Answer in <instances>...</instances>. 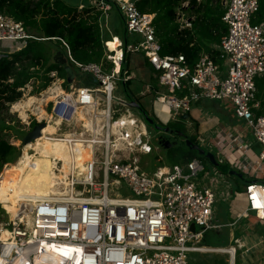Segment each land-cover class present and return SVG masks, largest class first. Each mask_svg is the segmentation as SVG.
Segmentation results:
<instances>
[{
    "label": "built area",
    "instance_id": "2783aa9c",
    "mask_svg": "<svg viewBox=\"0 0 264 264\" xmlns=\"http://www.w3.org/2000/svg\"><path fill=\"white\" fill-rule=\"evenodd\" d=\"M139 1L95 0L104 13L116 8L126 34L138 37L126 45V52L141 54L152 65L160 87L157 100L168 106L172 119L190 114L193 104L206 100L234 107L236 118L263 148L261 153L254 154L240 136L220 138L218 145L210 142L223 153L220 162L239 163L236 167L250 173L256 170L255 180L246 185L245 213L264 219V175L258 173L264 171V114H256V80L264 77V25L253 22L260 0H223V68L209 55L193 66L182 54L163 56L154 20L141 12ZM32 39L37 38L22 23L0 11V61L23 51ZM68 53L77 72L95 80L93 86L59 96L52 107L56 138L66 146L70 140L74 144L69 174L58 183L62 193L37 200L22 209L19 218H11L0 204V264H189L190 253L210 251L200 243L217 227L212 224L217 181L201 179L205 166L199 160L152 172L141 169L136 156L153 152V135L117 94L119 83L128 81L127 73L76 63L69 49ZM77 146L90 156L81 164ZM54 163V171L60 173L63 162ZM111 180L123 185L126 195H112ZM222 251L229 254L230 264L235 262L234 249Z\"/></svg>",
    "mask_w": 264,
    "mask_h": 264
},
{
    "label": "trees",
    "instance_id": "16d2710c",
    "mask_svg": "<svg viewBox=\"0 0 264 264\" xmlns=\"http://www.w3.org/2000/svg\"><path fill=\"white\" fill-rule=\"evenodd\" d=\"M185 2H189V8L200 6L197 0H145L140 2L138 7L141 12L156 14L154 23L162 44V55L182 54L188 64L193 66L202 52L211 53L210 45H219L221 38L227 33V27L222 23L225 10L220 5L214 8L211 0L207 1L205 7H199L196 10L203 18V28L198 31V34L201 33L206 41L204 44L195 43L191 31L180 30L177 23L176 12L178 9L182 10V4ZM0 11L16 22L22 23L28 33L37 38L30 40L23 51L0 61V112L8 111L10 105L20 101L24 94L23 89L28 84L40 83L34 89L35 95L30 96L39 97L56 80H67L64 67L58 61L53 60L54 49L65 55L68 47L73 60L79 64H102L108 72L114 68L113 62L109 61L106 56V40L99 23L100 13H94L88 9L79 12L77 7L65 0H0ZM253 22L264 25V0H260V9ZM212 57L217 60L216 54L212 53ZM130 62V53L125 54L122 72H126L127 75H129ZM68 63L76 68L74 63L70 61ZM130 85V81L123 84L127 89ZM256 85L257 99L264 101V77L258 78ZM130 96L132 97L131 94ZM137 101L139 102V99ZM262 105L263 109L257 113L258 115L264 114V102ZM143 109L145 110L144 107ZM146 113L149 114L148 111ZM38 124L34 121L32 128ZM173 124L168 123L163 126L183 131L178 124ZM15 125L21 126L20 122ZM0 126L2 130L10 129L3 122ZM19 130L21 134H24L20 127ZM189 139L199 144L197 138L189 137ZM175 152H180V149L168 150V154L171 155ZM183 155L184 164L193 160L202 162L206 159L195 151H188ZM16 156V148L7 139L0 137V170L12 162ZM5 202L8 203L6 200Z\"/></svg>",
    "mask_w": 264,
    "mask_h": 264
},
{
    "label": "crops",
    "instance_id": "0c3cea01",
    "mask_svg": "<svg viewBox=\"0 0 264 264\" xmlns=\"http://www.w3.org/2000/svg\"><path fill=\"white\" fill-rule=\"evenodd\" d=\"M145 0H140L138 4ZM200 6L198 7H191L189 8V2H185L182 4V10H177V23L179 24L180 30H189L191 31L192 35L194 36L195 43H205L206 39L205 37H202L201 33L198 34V31L202 30L203 28V18L200 13H197L196 10L199 7H205L208 0H197ZM211 5L215 8L217 5H220L222 9L224 10L223 6V0H211ZM84 9V7H81ZM88 10L94 11V13H100V18L103 19L105 26L103 27L100 24V28L102 30V34L104 39L106 40L105 47H107L106 56L108 59V56L112 57L114 60L116 58L117 52L113 49L110 50L108 47V44L110 42L114 44L118 43L117 50L121 53V58L118 59L119 62H116L117 65L114 63L115 71H119L122 67L120 64V61H124L125 54H128L126 52V45L130 43H136L138 41V37L134 36H128L125 31L121 34V38L118 34L112 33V30L107 26V13H104L102 11H99L96 6L95 7H89ZM144 13V12H143ZM149 16H152L154 22L156 18V14L151 13H144ZM223 23V21H222ZM155 24V23H154ZM224 24V23H223ZM225 25V24H224ZM226 26V25H225ZM156 28V25H155ZM157 32V30H156ZM158 36V35H157ZM159 38V37H158ZM222 39V38H221ZM108 40V41H107ZM160 40V39H159ZM161 43V42H160ZM220 45V44H219ZM219 45L217 44H211L210 49L211 53L208 52H202L199 56V58L203 55H209L212 59V53L216 54V59L214 60L216 64L220 65L223 68V61L219 57ZM106 50V49H105ZM68 51V48H67ZM61 51H55L53 53V60H55V57L57 53ZM62 53V52H61ZM63 54V53H62ZM64 55V54H63ZM68 58V54L64 55ZM131 62L129 67V75H127L128 81H130L131 85L130 88L127 89L123 86L124 83L120 84V88H117V94L121 97H124L127 101L128 99L125 97L126 94H131L132 98L136 100L139 99L140 104L142 103H148L151 104L153 107V110L156 112V114L161 118L162 121H164V124H168L171 122L180 121V118L172 119L171 110L168 108V106L160 103L157 100V92L160 91V87L158 85V80L155 77L156 72L152 65L149 63V61L141 54H131ZM134 56H137L140 61L144 64V74L149 76V81H153V84H150L149 81L147 83H139L136 78L135 70L131 67V64L134 62ZM109 60V59H108ZM199 60V59H198ZM57 61V60H55ZM68 61H70L68 59ZM217 61V62H216ZM71 62V61H70ZM123 63V62H122ZM69 65V63H68ZM70 66V65H69ZM147 67H151L153 72H149ZM112 69V70H113ZM77 71V70H76ZM78 73V72H77ZM147 76V77H148ZM78 80H77V88L88 86L87 82L90 81L85 78L84 75H81L78 73ZM126 77V76H124ZM60 81V85L62 83V80L58 79ZM137 81V84L135 82ZM75 88V89H77ZM147 89L148 94H145L143 91L144 89ZM140 97V98H139ZM260 107L256 111V114L259 113L263 109L262 102L263 100H258ZM211 104L213 108H207V111H204V107ZM161 105V106H158ZM143 106V105H142ZM168 109V111L165 110V108ZM14 107V106H13ZM145 110L147 111L148 108L144 105ZM168 112L170 114V118L165 122L162 115L165 116L164 113ZM149 113V112H148ZM150 114V113H149ZM151 116V115H150ZM43 121V120H42ZM188 124H191V122H194L198 125V133L200 136H205L208 138L209 141L213 142L218 145L221 141L220 138H226L229 139L231 136H239L235 134L237 132V124L238 121H240L238 118H236L234 113V107L228 103V102H221L220 105H216L214 102L211 101H202L199 103L193 104L192 112L190 113V118L186 120ZM228 137V138H227ZM213 138V139H212ZM243 139V138H242ZM228 154L230 153L227 152ZM230 157L234 160L236 158V155H230ZM237 160V159H236ZM229 164V162H227ZM234 163V164H233ZM241 163V161H240ZM239 163L231 162L230 166L232 167V170H235L241 174H243L244 178L248 181L247 184H250L253 181H250L251 179L256 178L255 171L252 170L251 173L247 172V170H242L241 168H238L239 170L235 169L234 166L238 165ZM240 167H243L242 165ZM247 172V173H246ZM259 175L263 173L260 171L258 172ZM220 183L217 181V185ZM246 184V185H247ZM219 199V196L217 200ZM222 200V203H224L226 200L228 203V209L225 208V211H223L221 208L216 212L215 206L213 210V222L212 224L214 226H217L215 229H212L208 231L201 243L200 246L204 249H210L203 250L200 252H193L189 254V259L195 263L198 264H228L229 262V254L227 252H223L222 250L226 249H234L236 251L235 254V262L232 260L234 264H264V219L258 218V216L254 213H245V210L247 208V199L245 196V191L237 190L233 191L230 189H227L226 195H224V200ZM247 221V224L245 226H242L241 229H239V225L243 222V220ZM193 230V229H192ZM194 229L193 231H195ZM233 253V251H232ZM233 255V254H232ZM229 257V258H228Z\"/></svg>",
    "mask_w": 264,
    "mask_h": 264
},
{
    "label": "rangeland",
    "instance_id": "374dc122",
    "mask_svg": "<svg viewBox=\"0 0 264 264\" xmlns=\"http://www.w3.org/2000/svg\"><path fill=\"white\" fill-rule=\"evenodd\" d=\"M65 1L74 5L75 7H77L79 12H83L85 9H87L91 6L92 7L96 6L95 0H65ZM82 6L84 7V9L81 8ZM92 12H94V11H92ZM103 19H104V17H103ZM103 19L101 18V20H99V23L104 27L105 22ZM107 26L112 30V33L118 34L119 37L121 38V34L124 31L125 24H124L123 19L121 18V15L117 11V9L114 7L111 11H109L107 13ZM105 49H106V52L108 53L107 47H105ZM55 50L56 49H54V52H55ZM65 52H66V55L68 54V57H69L68 51H65ZM131 67L133 68L131 70H135L134 72L136 73V76H137L136 80L139 83L144 84V83H147L149 81L148 80L149 76L144 74V71H145L144 64L140 61V59L137 56H134V62H133V64H131ZM147 69L149 70L150 73L153 72L151 67H147ZM137 81L135 82V84H137ZM149 83L153 84V81L151 80V81H149ZM39 84L40 83H37L36 85H33V83L28 84L26 86V88L23 89L24 94H23L22 99L20 101L16 102L15 104L10 105L8 111L3 110L0 112V119H2L0 121V124H2V122H3V124L5 123V124H7V126L10 127V129H6V128L3 130L0 129V137L7 139L10 142V144L12 146H14L17 150L16 158L12 162L6 164L0 170V184H2L5 179L7 180L6 183L3 184L2 187H0V204L3 206L4 210H6V212L10 215L17 214L20 210L18 207H16L12 203H9L7 201V199L4 198V193H5L6 189L8 188L9 182L11 181V179L13 177V173H14L13 171L15 169H17L21 163V153H22L23 147H24L22 144V141H23L24 137L26 136V134H28V132L30 130L33 129L32 125H33L34 121L38 122V123L39 122H45L46 124H50L51 118H49V117H51L52 107L56 101L55 98L59 97V95L61 96L63 94H66L67 92L73 91V90H75V88L78 87L77 86L78 85L77 80L73 81L71 84L67 80H62L61 85H60V81L56 80L54 83L55 86L52 84V86L46 92L42 93L39 97H35L36 99H39V100L42 98L41 102L39 101V102L33 104L30 108L26 109L25 112H26L27 118L23 119V117L20 115V113H18L16 111L15 105L19 102L28 101L30 98H32L30 96L35 95L34 89ZM120 84L121 83H119V85L117 87L118 89L120 88ZM153 85H156V84L154 83ZM54 87H56V88H54ZM50 89H52V90H50ZM161 91L164 93H167V91L163 88L161 89ZM143 92L145 94H148V91L146 88L144 89ZM139 103H140V101H139ZM214 103L218 106V105H220L221 102H214ZM142 105H143V107L145 105L148 108L147 111L150 113L149 115H151V117L154 119L155 124L150 126V127L146 124L148 129L150 130V133L153 135L152 144L154 146V150L149 155L140 154V155L136 156L138 159V164H139L140 168L145 170V171L152 172V171H154L155 168L160 167V166L161 167H164V166L171 167L174 165H183L184 164L183 163V160H184L183 154L190 151L189 147L186 146L185 140H182L183 138L181 139L179 137H178L179 140H176L175 138L170 137L171 135L167 136L163 133H161V134L157 133L155 131V127L157 126L156 124H158V125L161 124L163 126V125H165L164 121H162L161 118L156 114V112L153 110V107L151 104H148L146 102V103H142ZM158 106H161V105H158ZM162 107L165 108L164 106H162ZM207 108H213V106H211V104L207 105L206 107H204V109H205L204 111H207ZM38 110L40 111V113ZM130 110L134 116L140 118V114H139L138 110H134L131 108H130ZM165 110L168 111L167 108H165ZM35 111H37V113ZM41 112L43 114H45V116L47 115L48 116L47 118L49 120L47 118H45L46 120L41 119V116H43L41 114ZM121 113L122 114L125 113V110L122 109ZM164 114H165V116L162 115V117L164 118V120L166 122L170 118V114L168 112H166ZM83 115H84V112H83ZM178 118H180V117H178ZM18 122H20L21 126H19V127L22 129V131H24V134H21L20 133L21 130H19V127H17L18 125L17 126L15 125L16 123L18 124ZM171 123L172 124L173 123L178 124L189 137L197 138V141L199 142L198 145L200 147L206 149L207 152H213L217 156L219 161L223 159V153L219 150V148L213 147L211 145V142L208 140L207 137L199 135L198 125L196 123L191 122V124H188V122L186 120H183V121L180 120L179 122L176 121V122H171ZM236 124H237V126H236L237 132L235 134L239 135L241 137V139L243 138L242 140H243L244 144L250 145L249 147L253 151L254 154L259 155L263 148L261 147V145H259L255 141V138L253 137L249 128L241 120L238 121V123H236ZM0 128H1V126H0ZM55 134H56V132H55ZM164 136L170 140V142L172 144V146L170 148L164 147V146H159L157 139L159 137L162 138ZM41 138H39V139H41ZM120 147L121 146L118 145L117 149H115V150H119ZM173 147H174V149H180V152H175L173 155L168 154L167 150H170ZM80 151H82V152L78 156L77 160L81 164L84 161H87L90 158V156L87 153V151H85L84 149L82 150L80 148ZM30 153H33V152H30ZM202 162L205 166V172L201 174V179H203L204 182H207V183H209L210 180H215V181H218L220 183L218 186H216L218 188L217 189V196H219V199L217 200V204L215 206V211L217 212L219 210V208H221L223 211H225V208L228 209L227 206H228L229 202L226 200L224 203H222V200H220V199L224 200V195H226L227 189H230V191L231 190H233V191H237V190L245 191L247 181L239 179L235 175H231V173L234 172L235 170H232V167L230 166V164H228L226 162L225 163L221 162L220 165L217 167L213 166L206 159H204ZM234 168L239 170L238 167H236V166H234ZM250 181H254V179H251ZM111 183H112V185H111L110 193L112 195H116V194L126 195L127 190L125 187H123V185H117L114 182V180H111ZM262 183H264V180H262ZM117 188H118V190H115ZM56 189H57L55 191L56 193H62V192H60L61 189H59V185L57 186ZM5 200L8 203H6ZM226 202H228V203L225 204ZM6 212L4 211V213L7 215ZM246 224H247V221L244 219L243 222L239 225V229H241V227L245 226ZM189 264H198V263L193 262L190 258ZM228 264H230V258H229Z\"/></svg>",
    "mask_w": 264,
    "mask_h": 264
},
{
    "label": "bare ground",
    "instance_id": "6f19581e",
    "mask_svg": "<svg viewBox=\"0 0 264 264\" xmlns=\"http://www.w3.org/2000/svg\"><path fill=\"white\" fill-rule=\"evenodd\" d=\"M118 46L119 45L117 43L113 45V43L110 42L108 44L110 50L113 49L117 52V59H115L116 62H119L118 59H120L122 56L120 51L117 50ZM70 77L71 75L67 73V81L70 84L73 81L77 80H70ZM41 99L39 100L35 97H32L28 101L19 102L15 105L16 111L20 113L23 119H26L27 116L25 110L30 108L33 104L39 101L41 102ZM35 112L37 113V111ZM42 112L41 114L43 116H41V119L47 118L48 116H45V114H43ZM79 115L81 117L84 116L83 111L80 112ZM43 124H45L46 126L42 130V138L40 137L41 139H37L33 144H27L23 147V151L21 153V163L17 170H15V172L13 173V177L4 193V198L7 199L9 203L14 204L20 210L17 214L10 215L11 218L21 217V214L23 212L22 209L33 206L32 204L37 202V200L39 199H46L47 197L50 198L51 196H53L52 194H56L55 191L57 190L56 188L59 181H64V178H67L69 174V168L71 166L70 163L73 160L71 155V151L74 150L73 141L70 140V145L68 146L60 142L55 136V132L57 129L56 125L52 124L51 119L50 124L39 122V124L28 133L32 132L35 128ZM81 141L82 140L78 138L75 140V144L79 146V143H81ZM107 144L110 145V142L108 141ZM78 146L77 148H81ZM54 160L63 162V169L60 171V173L54 171ZM6 181L7 180L5 179L3 183L0 184V187H2V185L5 184ZM24 215L28 214L25 213ZM3 237H8V233H3ZM232 257H234V254L232 255ZM232 264L234 263L232 262Z\"/></svg>",
    "mask_w": 264,
    "mask_h": 264
},
{
    "label": "water",
    "instance_id": "95a60500",
    "mask_svg": "<svg viewBox=\"0 0 264 264\" xmlns=\"http://www.w3.org/2000/svg\"><path fill=\"white\" fill-rule=\"evenodd\" d=\"M55 60H57L61 66L64 67L65 72L69 73L71 75L70 80L71 79H77L78 80V73L76 71V69L72 66L68 65V58H65V56L59 52L57 53ZM90 81L87 82L88 86H93L95 85V80L93 78H89ZM128 99V105L131 109L134 110H138L139 114L141 115V117L143 118V120L146 122V124L150 127L152 125L155 124L154 119L146 113V110H144L142 108V105L135 99H133L132 97H130V94H126L125 96ZM190 118V114H184L180 116V120H188ZM157 126L155 127V131L157 133H168L170 135H173L174 133L181 138H184L186 146L189 147L190 151H195L198 153L199 156L206 158L213 166H219L220 165V161L218 160L217 156L213 153V152H207L206 149L200 147L198 144L193 143L190 139L189 136L182 132V131H173L170 130V128L168 127H163L161 125L156 124ZM46 125H40L37 128H35L32 132L26 134V136L24 137L22 144L23 146L27 145V144H31L33 142H35L37 139H39L42 135V130L44 129ZM159 146L163 145V139L161 137H159L157 139ZM167 147L170 148L172 146L170 140H168L167 142ZM231 175H235L237 176L239 179L242 180H246L243 176V174L234 171L231 173ZM247 181V180H246ZM248 182V181H247ZM192 229L194 230L195 227L192 226Z\"/></svg>",
    "mask_w": 264,
    "mask_h": 264
},
{
    "label": "flooded vegetation",
    "instance_id": "af4514ba",
    "mask_svg": "<svg viewBox=\"0 0 264 264\" xmlns=\"http://www.w3.org/2000/svg\"><path fill=\"white\" fill-rule=\"evenodd\" d=\"M163 127H165V126H163ZM170 130H173V131H180V130H178V129H171V128H170ZM182 132H183V131H182ZM184 133H185V132H184ZM163 134H165V135H167V136H168V135L170 136V134H168V133H163ZM170 137L175 138L176 140H179V139H178V136H177L175 133H174L173 135H171ZM179 138H181V137H179ZM162 139L164 140L162 146L167 147V143H166V142H167L169 139L166 138L165 136L162 137ZM181 139H182V138H181ZM182 140H184V138H183ZM176 142H177V141H176ZM176 142H175V143H176ZM173 148H174V147H173ZM167 151H168V150H167Z\"/></svg>",
    "mask_w": 264,
    "mask_h": 264
}]
</instances>
